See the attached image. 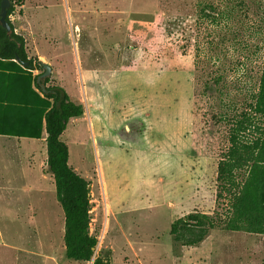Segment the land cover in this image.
Wrapping results in <instances>:
<instances>
[{
  "label": "rangeland",
  "instance_id": "374dc122",
  "mask_svg": "<svg viewBox=\"0 0 264 264\" xmlns=\"http://www.w3.org/2000/svg\"><path fill=\"white\" fill-rule=\"evenodd\" d=\"M10 20L51 62L50 85L85 107L61 139L90 183L98 245L89 263L66 258L46 136L11 150L0 137V264H264L263 235L220 227L194 247L170 235L189 213L231 218L218 163L238 121L243 141L264 130V0H26Z\"/></svg>",
  "mask_w": 264,
  "mask_h": 264
},
{
  "label": "trees",
  "instance_id": "16d2710c",
  "mask_svg": "<svg viewBox=\"0 0 264 264\" xmlns=\"http://www.w3.org/2000/svg\"><path fill=\"white\" fill-rule=\"evenodd\" d=\"M25 1L11 0L7 17L10 32L0 24V136L42 140L46 133L47 165L65 215L66 258L89 263L98 245V239L90 233V183L70 165L69 147L61 139L69 122L84 116L85 107L73 101L63 88L50 85V77L39 81L45 72L43 64L29 56L25 37L16 32L10 20L16 7ZM215 11L213 4L201 7L205 17ZM34 71L39 74L35 76ZM253 110L264 118V56ZM245 125L244 119L231 128L230 145L218 163L217 198L228 201L231 218L222 225L208 215L189 213L171 226L170 235L176 244L198 246L220 227L264 236V130L246 142L240 137L241 132L248 131ZM243 171L246 178L240 177ZM93 264H110V258L99 256Z\"/></svg>",
  "mask_w": 264,
  "mask_h": 264
},
{
  "label": "water",
  "instance_id": "95a60500",
  "mask_svg": "<svg viewBox=\"0 0 264 264\" xmlns=\"http://www.w3.org/2000/svg\"><path fill=\"white\" fill-rule=\"evenodd\" d=\"M10 7H11V0H1L0 24L8 32L11 31V26L7 21L8 11H9ZM42 64H43L45 72L41 75L39 81L42 79L50 77L52 74L51 66L48 65L47 63H42ZM24 66H26V64Z\"/></svg>",
  "mask_w": 264,
  "mask_h": 264
},
{
  "label": "crops",
  "instance_id": "0c3cea01",
  "mask_svg": "<svg viewBox=\"0 0 264 264\" xmlns=\"http://www.w3.org/2000/svg\"><path fill=\"white\" fill-rule=\"evenodd\" d=\"M17 33H18V31H17ZM19 34V33H18ZM21 35V34H20ZM23 36V35H22ZM26 39V38H25ZM26 42H27V40H26ZM28 48V47H27ZM28 52H29V49H28ZM34 55H36L37 56V58L36 57H34V58H36V59H38L40 62H42V63H44L43 61H45V62H48L49 64L48 65H50V66H52V64H51V62H49V60L48 59H46L45 57H43V56H38L35 52H34ZM29 56H30V52H29ZM31 58H33V57H31ZM52 68V67H51ZM35 72H38V74H39V71H34L33 72V74L35 73ZM38 74H34L35 76H37ZM73 100V99H72ZM74 101V100H73ZM44 136H46L47 137V135H46V133H44L43 134V139L45 138ZM0 137H4V138H7L8 139V142L5 144V146L7 145V148L8 149H14V148H20L19 146H18V141H20V139H28V138H17V137H8V136H0ZM10 139H15L14 141H11ZM42 139V140H43ZM30 140H34V141H40V140H35V139H30Z\"/></svg>",
  "mask_w": 264,
  "mask_h": 264
}]
</instances>
